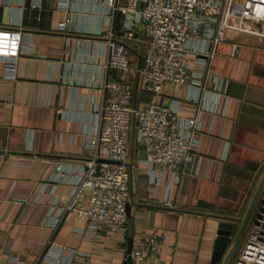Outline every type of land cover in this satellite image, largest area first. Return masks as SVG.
Returning <instances> with one entry per match:
<instances>
[{
	"label": "crops",
	"instance_id": "obj_1",
	"mask_svg": "<svg viewBox=\"0 0 264 264\" xmlns=\"http://www.w3.org/2000/svg\"><path fill=\"white\" fill-rule=\"evenodd\" d=\"M67 20V32H58ZM14 24L33 51L16 61L14 79L0 60V264H40L50 244L85 258L72 264H124L127 228L93 232L87 220L69 213L52 229L45 225L51 196H38L59 165L82 163L97 132L107 76L100 34L112 25L108 0H70L68 10L59 0H0V27ZM260 27L244 24L250 31ZM211 51L204 74L230 80L228 107L222 99L215 115L197 111L183 101L185 88H166L159 97L162 104H180L181 117L201 121L203 132L194 134L203 157L199 173L178 180L158 169L148 173L139 157L132 162L134 247L155 230L167 234L143 264H212L220 223L244 216L264 171V38L227 31Z\"/></svg>",
	"mask_w": 264,
	"mask_h": 264
},
{
	"label": "built area",
	"instance_id": "obj_2",
	"mask_svg": "<svg viewBox=\"0 0 264 264\" xmlns=\"http://www.w3.org/2000/svg\"><path fill=\"white\" fill-rule=\"evenodd\" d=\"M59 2L68 10L70 0ZM108 6L112 25L100 34L107 76L100 83L104 101L97 132L86 143L81 164L59 165L38 190V196L46 192L51 196L45 225L52 229L69 213L87 220L93 232L105 227L119 233L127 228V205L133 202L132 162L138 160L140 146H145L147 158L138 161L148 173L158 169L161 174L174 173L178 180L185 174L197 175L203 157L195 152L194 134L203 132L202 123L196 116L181 117L180 104H162L159 97L166 88H185L183 101L196 105L197 111L217 114L222 99L225 108L229 105L230 80L207 79L204 74L213 57L211 48L227 31L264 38V0H108ZM117 12L122 14L121 35L115 29ZM247 21L261 27L247 30ZM70 23L62 22L58 32H67ZM32 45L24 44L19 25L0 27V60L8 65V78H15L16 61L23 53H32ZM237 50L234 44L232 57ZM110 72L121 78H111ZM59 187L64 188L60 194ZM171 205L166 195L165 206ZM166 239L165 232L155 230L148 241L133 248L134 264L145 263L147 250L163 246ZM84 260L50 244L40 264ZM233 264H264V194Z\"/></svg>",
	"mask_w": 264,
	"mask_h": 264
},
{
	"label": "water",
	"instance_id": "obj_3",
	"mask_svg": "<svg viewBox=\"0 0 264 264\" xmlns=\"http://www.w3.org/2000/svg\"><path fill=\"white\" fill-rule=\"evenodd\" d=\"M121 12H117L115 18V29L121 35ZM141 152L139 153L140 160H146L147 155L145 146H140ZM264 194V171L255 189V192L246 208L245 214L242 218H229L227 222H222L219 225L218 238L216 242L215 252L212 258V264H232L236 258L246 233L249 229L250 223L255 215L259 203ZM127 252L124 264H134L131 256L134 247V219L132 214V204L127 205ZM240 225V226H238Z\"/></svg>",
	"mask_w": 264,
	"mask_h": 264
},
{
	"label": "rangeland",
	"instance_id": "obj_4",
	"mask_svg": "<svg viewBox=\"0 0 264 264\" xmlns=\"http://www.w3.org/2000/svg\"><path fill=\"white\" fill-rule=\"evenodd\" d=\"M236 257H237V256H236ZM234 261H235V258H234V260H233L232 264L234 263Z\"/></svg>",
	"mask_w": 264,
	"mask_h": 264
}]
</instances>
